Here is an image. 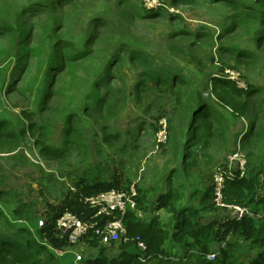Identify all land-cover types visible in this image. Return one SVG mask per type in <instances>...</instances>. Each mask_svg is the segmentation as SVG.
Instances as JSON below:
<instances>
[{"label":"rangeland","instance_id":"374dc122","mask_svg":"<svg viewBox=\"0 0 264 264\" xmlns=\"http://www.w3.org/2000/svg\"><path fill=\"white\" fill-rule=\"evenodd\" d=\"M40 1L0 0V119L21 130L7 144L5 138L0 139L4 142L0 144V190L13 188L24 201L38 203L39 217L31 228L41 224L47 213H53L52 205L61 204L79 177L104 182L129 179L135 187L154 188L155 192L149 194V200L154 201L165 192L169 172L177 169L171 183H181L186 192L179 205L196 208L213 190L216 175H232L246 166V151L239 137L249 117H235L229 107H218L219 91H213L211 78L228 77L240 91L248 89L246 81L264 90V53H258L260 66L238 65L228 52L218 49L221 44L255 51L253 36L258 19L248 15L250 7L261 9L255 0H184L180 4L171 0H128L123 6L117 0H52L54 8L49 11H24ZM154 13L158 16L152 17ZM5 22L8 27L2 26ZM229 28V34H222ZM181 30L189 35L180 36ZM197 32L206 36L197 40ZM85 33L93 34L81 46ZM119 39L124 51H143L161 73L181 75L185 88L202 93L221 114V123L199 129L186 162L181 160L182 149L174 151L171 145L170 121L178 116H173L171 106L158 111L142 106L137 98L141 94L136 91L138 70L127 61L121 67L122 83L101 79L100 73L108 68L109 51L116 48ZM114 85L124 88V98L112 104L107 122L84 112ZM149 95L146 92V97ZM72 115L82 119L86 133L83 128L80 131L87 138L89 155L78 147L62 159L49 158L42 152L43 146H65L63 131ZM161 121L166 123V139L158 146ZM117 131L127 143L122 151L104 140L105 134ZM214 207L215 213L209 211L204 223L206 218L233 219L231 211L215 203ZM1 209L8 218L0 217V231L13 234L20 221L12 217L10 206L0 202ZM225 242L223 247L229 243L234 254L240 249L243 258L256 252L234 233L228 234ZM87 249L81 245L78 251L85 257L92 255ZM188 254L176 248L169 260H188ZM60 258L62 264H75L71 253ZM82 261L77 264H84Z\"/></svg>","mask_w":264,"mask_h":264},{"label":"trees","instance_id":"16d2710c","mask_svg":"<svg viewBox=\"0 0 264 264\" xmlns=\"http://www.w3.org/2000/svg\"><path fill=\"white\" fill-rule=\"evenodd\" d=\"M183 1L171 0L173 4H180ZM255 1L261 9L250 7L248 13L249 16L258 19V28L253 36L255 51L238 46L222 47L221 44L218 47L220 51L228 52L238 65L259 64L260 66L261 54L258 53H264V0ZM117 2L123 6L124 3H128V0H117ZM52 4H54L52 0H43L30 4L24 11L29 12L34 8L49 11L54 8ZM151 16L158 15L154 13ZM170 18L173 17L170 16ZM8 25L5 22L2 26L8 27ZM230 28L224 30L222 34L227 31L229 34ZM179 32L180 36L189 35L184 30ZM89 34L93 33L82 35L81 46L88 43L87 40L91 38L88 37ZM200 36L206 35L200 32L195 33L197 40ZM118 42L116 48L113 47L109 51L108 68L100 73L101 79H116L121 82L123 80L121 67H124L127 61L138 70L140 78L136 84V91L141 94L137 98L140 99L142 106L146 110L154 108L157 111L171 106L173 116H178L177 120L170 121L171 145L174 151L182 149L181 160L186 162L195 145L199 129L205 125L210 128L215 122L221 123V114L215 105L202 97V93L185 88L181 75L161 73L162 71L153 67L143 51L136 49L124 51L123 42H120V39ZM212 42L210 40L211 44ZM191 44L195 45L197 42ZM76 48V52H80V48ZM211 79L213 91H219L218 107H229V111L235 117L239 114L249 117L247 127L239 137V144L242 150L246 151L245 170L243 174L237 169L232 175H225L222 201L226 205L249 207L251 213L259 214V216L244 215L238 220L215 216L217 218H209L208 224L204 223L203 219L210 215L209 211L215 213L213 191L203 196L201 207L179 205L186 198V192L181 188V183L178 186L172 185V173L174 174L177 170L172 169L166 178L165 193L158 201L153 202V205L149 202V194L153 193L154 188L136 186L137 208L144 213H149V218L140 219L136 217L134 211H127L124 217L125 240L116 242L118 253L109 257L104 254V251L115 242L108 246L102 245L99 235L94 233V229L102 228L109 217L95 216V209L91 208L85 199L110 189L128 191L131 186L129 179L121 178L104 182L79 177L72 189L64 196L61 204L52 205L53 213H47L41 224L38 226L36 224L34 228H31V223L38 220V203L32 200L24 201L21 193L13 188L1 189L0 202L10 206L12 217L20 221V224L15 226L13 234L0 231V264H62L61 256L57 254V251L67 250L69 243L66 235L56 226V220L65 210L74 213L82 220L94 222V226L86 233L84 240L89 248L96 251L95 254L84 257L82 261L84 264H264V90L246 81L248 89L240 91L231 80L222 75ZM123 89L114 85L92 107L87 106L84 112L95 115L96 120L100 122H107L112 104H117L124 98V95H121ZM146 92L150 94V97H146ZM188 115L189 122H187ZM81 121L80 117L72 115L63 131L65 146L54 149L46 145L43 146L42 152L49 158L62 159L78 150V147H82L84 153L89 155V144L87 138H84L86 129L84 130ZM80 128H83L84 132L80 131ZM106 129L108 128H104ZM17 131L21 130H16L8 121L0 119V139L5 138V144L17 138L19 135ZM121 136L118 131L107 133L104 135V140L122 151L126 149L127 143L120 138ZM2 143L4 142H0ZM4 216L8 218L1 209L0 217ZM215 222L213 227L212 223ZM231 233L249 243L256 252L244 259L240 249L235 251L237 254L232 253L229 243L221 247L226 236ZM139 242L145 245V249H139ZM176 248L187 251L188 260L181 257L179 261H170L169 257ZM211 252H218L212 261L206 257ZM142 254L146 258L144 262L138 259V256Z\"/></svg>","mask_w":264,"mask_h":264},{"label":"built area","instance_id":"2783aa9c","mask_svg":"<svg viewBox=\"0 0 264 264\" xmlns=\"http://www.w3.org/2000/svg\"><path fill=\"white\" fill-rule=\"evenodd\" d=\"M228 78V77H227ZM239 85L244 86V82L239 80ZM160 129L157 132V144L159 146L166 139V123L161 121ZM237 152H234L235 154ZM241 174H243L245 167H239ZM225 175L221 173L215 176L213 183V201L216 205L222 206L231 211L233 219L238 220L244 215L257 217L259 214H253L248 209L249 207L238 205H226L222 201V189L224 188ZM137 190L134 185L130 186L128 191L110 189L87 197L85 201L88 205L95 209V216L106 215L109 219L104 223L102 228L96 227L94 233L99 235L100 243L108 246L112 242H121L125 240L126 227L124 224V217L127 211H134L136 217L144 219L146 214L137 208L136 203ZM217 202V203H216ZM264 212V211H263ZM56 226L67 237L69 248L67 250H58V255L69 254L73 255V261L75 264L84 259L85 255L78 251L79 246L83 245L85 248L91 250V254L95 253V249L89 248L85 242V235L91 227L94 226V222L85 221L80 219L77 215L70 211H63L56 220ZM223 243H226L225 241ZM222 243V245H223ZM139 249H145V245L141 242L138 243ZM223 247V246H221ZM225 247V246H224ZM87 249V250H88ZM218 252H211L206 255L207 259L212 261L216 258ZM141 262L146 260L141 256H138ZM135 264V263H130Z\"/></svg>","mask_w":264,"mask_h":264},{"label":"crops","instance_id":"0c3cea01","mask_svg":"<svg viewBox=\"0 0 264 264\" xmlns=\"http://www.w3.org/2000/svg\"><path fill=\"white\" fill-rule=\"evenodd\" d=\"M164 193H165V192L162 191V192L159 193L157 196H161V195H163ZM157 196H156V199H157ZM156 199H155L154 201H150V200H149V202H151L152 205H153V202H156ZM141 211H142V210H141ZM142 212H143V211H142ZM145 214L150 215L149 213H145ZM206 217H207V216H206ZM144 219L147 220L146 217H145ZM208 221H209V219L206 218L205 222L208 223ZM116 244H118V243H115L113 246H111V248L106 249V250L104 251V252L106 253L107 256H113V255H115V254L118 253V251H117V250H118V246H117ZM116 251H117V253H116Z\"/></svg>","mask_w":264,"mask_h":264}]
</instances>
